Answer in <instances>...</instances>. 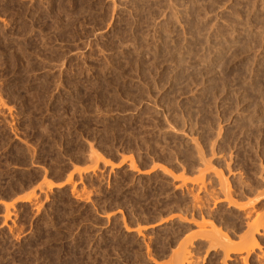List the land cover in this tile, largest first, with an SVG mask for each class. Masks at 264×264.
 Returning a JSON list of instances; mask_svg holds the SVG:
<instances>
[{"label":"rangeland","instance_id":"obj_1","mask_svg":"<svg viewBox=\"0 0 264 264\" xmlns=\"http://www.w3.org/2000/svg\"><path fill=\"white\" fill-rule=\"evenodd\" d=\"M246 212L264 0H0V264H264V230L234 249ZM209 223L229 258L191 235Z\"/></svg>","mask_w":264,"mask_h":264},{"label":"bare ground","instance_id":"obj_2","mask_svg":"<svg viewBox=\"0 0 264 264\" xmlns=\"http://www.w3.org/2000/svg\"><path fill=\"white\" fill-rule=\"evenodd\" d=\"M219 173H221V171L219 172ZM217 174L216 173V175H217V178L219 177V184L221 185H224V183L226 184L228 181H227V179L226 178H224L223 179V173H222V175L221 174ZM215 174V173H214ZM204 175V174H203ZM215 176V175H214ZM222 176V177H221ZM203 179V178H202ZM240 181V180H239ZM202 182V181H201ZM204 183V182H203ZM60 185H62L61 183H60ZM60 185L58 184H56V187H60ZM221 185V186H222ZM239 185V184H238ZM242 185V184H241ZM252 185V184H251ZM55 186V185H54ZM220 186V187H221ZM225 186H229V184L228 185H225ZM205 187V186H204ZM219 187V188H220ZM234 187V186H233ZM236 187V186H235ZM247 187V186H246ZM250 188V187H249ZM226 189V188H225ZM223 190V187L221 188V191ZM229 190H230V188H229ZM229 190H225L224 191V193H223V191H222V193H223V195L226 193V191H227V193L223 196V199H224V201H227V205L228 206H230V207H233V208H235V209H237V210H239V211H244V209L247 207V206H249V205H253V203L255 202V198L253 199L254 200V202L253 201H250V199H248V197H246V199L247 200H249V201H247L246 203H242L241 202V204H238V202H240V201H235V200H233V199H235V197L230 193V192H228ZM232 190V189H231ZM253 190V189H252ZM250 190H247V192H249ZM255 191H256V189H255ZM237 192V191H236ZM233 193V192H232ZM240 193V192H239ZM251 193H252V191H251ZM237 194V193H236ZM243 194V193H242ZM246 194V193H245ZM248 194V193H247ZM250 194V193H249ZM230 195H232L233 196V198H231L230 197ZM253 195V194H252ZM258 195V194H257ZM256 195V196H257ZM258 196H260V195H258ZM238 197V196H237ZM250 197V196H249ZM261 197V196H260ZM195 198V197H194ZM226 198V199H225ZM257 198V197H256ZM196 199V198H195ZM237 199V198H236ZM242 199V198H241ZM252 200V199H251ZM198 202V201H197ZM195 203H196V201H195ZM199 203V202H198ZM201 205V204H200ZM199 205V206H200ZM199 206H197L198 208H199ZM203 206V205H202ZM250 207V206H249ZM197 208V209H198ZM203 209H204V206L202 207ZM196 210V209H195ZM254 210V209H253ZM222 212V211H221ZM234 212V211H233ZM197 213H199V212H197ZM203 213V212H202ZM206 213H207V211H206ZM192 214V213H191ZM207 214H210V212L209 213H207ZM204 215H205V212H204ZM249 213H245V216H244V218L245 219H247L246 220V222L244 223L245 224V227H246V233L244 234V235H238L237 237H238V243H239V245L238 246H236L237 248H234V249H241V251H244L245 249H246V254H245V256H243V257H246V256H248V254L250 253V251L253 249V248H257V245L259 246V244H257V239H256V235H258V234H260L259 232V230H264V216L262 215L260 218H262L261 220L259 219V221L260 222H258V218H259V216H257V217H253V218H257L256 220L254 219L253 220V218H252V220H249ZM206 216V218L205 219H207L208 220V215H205ZM210 216H211V214H210ZM210 216H209V219H211L210 218ZM213 216V215H212ZM234 216V215H233ZM202 217H204V216H202ZM240 217V216H239ZM242 217V216H241ZM200 218V217H199ZM198 218V219H199ZM222 218V217H221ZM227 218V217H226ZM233 218V217H232ZM238 218V217H237ZM201 219V218H200ZM213 219V218H212ZM215 219V218H214ZM213 219V220H214ZM217 219V218H216ZM219 219V218H218ZM230 219V218H229ZM243 219V218H242ZM207 220H205V221H207ZM223 220V219H222ZM221 219L219 220V221H222ZM263 220V221H262ZM201 221H202V223L204 222L202 219H201ZM263 223H262V222ZM210 222H212V221H210ZM214 222H216L217 223V221H214ZM213 222V223H214ZM226 222V221H225ZM232 222V221H231ZM230 222V223H231ZM238 222V221H237ZM237 222H236V224H237ZM240 222V221H239ZM200 223V222H199ZM208 223V222H207ZM207 223H203V226H205V224H207ZM215 223V226H214V224H210L209 223V229L207 230H204L206 227H204V229H202V230H204V231H202V232H200L199 234L198 233H194V234H191V235H197L196 237H199V238H205V240H207V244L209 245V247L210 248H206V250H208V249H212L213 247L214 248H216V247H224V249H222L223 251L225 250V252H224V256H225V258H229L228 256H229V253H231L232 251H231V247H229L230 246V243H229V238H228V236L226 235V234H223L222 233V231L221 230H219V228L218 227H216V224ZM220 223V222H219ZM228 223V222H227ZM229 223V224H230ZM233 223V222H232ZM262 223V224H261ZM226 224V223H225ZM195 225L196 226H202V224L201 225H197V222L195 223ZM235 225V224H234ZM234 225H231V228H232V226H234ZM207 226H208V224H207ZM200 227H198V228H200ZM226 228H228V227H226ZM197 229V228H196ZM243 229V228H242ZM197 230H199V229H197ZM239 230V229H238ZM241 231V230H240ZM245 231V230H244ZM197 232H199V231H197ZM264 232V231H263ZM225 233V232H224ZM237 233V232H236ZM243 233V232H242ZM262 233V232H261ZM262 235V234H261ZM194 236V237H195ZM195 237V238H196ZM189 238H191V237H189ZM189 238H185V239H189ZM234 238V237H233ZM197 239V238H196ZM191 240V239H190ZM185 241V240H184ZM188 241L189 240H187V243H188ZM195 241V240H194ZM230 241H232V240H230ZM235 241H237V240H235ZM234 241V242H235ZM260 241V240H259ZM190 243V242H189ZM198 243V242H197ZM237 243V244H238ZM205 243H203L202 245L205 247V245H204ZM207 244H206V247H207ZM235 244V243H234ZM181 245H183V246H181L180 248H179V251H180V249H182V247H185L184 246V244H181ZM229 245V246H228ZM241 245V246H240ZM216 246V247H215ZM227 246V247H226ZM234 245L232 244V247H233ZM241 247V248H238V247ZM245 246V247H244ZM198 247V246H197ZM245 249H244V248ZM227 248H231V249H227ZM242 248L244 249V250H242ZM185 249H187V248H185ZM185 249H182L183 250V252H182V250H181V252H180V256L179 257H177V263L178 264H191V262L192 261H194L195 260V258H194V260H192V258H191V256L192 255H190V252H188V251H184ZM189 249V248H188ZM234 249H232L234 252H235V250ZM193 250V249H192ZM240 251V252H241ZM237 252H239V251H237ZM239 252V253H240ZM196 253V252H195ZM233 253V252H232ZM250 255V254H249ZM196 257V256H195ZM197 258V257H196ZM199 258V257H198ZM224 258V257H223ZM263 258V257H262ZM243 259V261H245L246 259L245 258H242ZM199 261V260H198ZM171 263H173L174 264V262H172L171 261ZM176 263V262H175ZM245 263V262H244Z\"/></svg>","mask_w":264,"mask_h":264}]
</instances>
